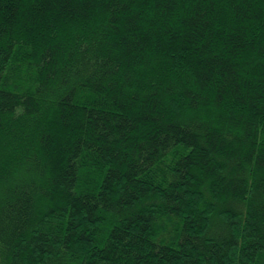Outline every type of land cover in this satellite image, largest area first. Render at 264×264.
Instances as JSON below:
<instances>
[{
    "label": "trees",
    "instance_id": "1",
    "mask_svg": "<svg viewBox=\"0 0 264 264\" xmlns=\"http://www.w3.org/2000/svg\"><path fill=\"white\" fill-rule=\"evenodd\" d=\"M0 264H264V0H0Z\"/></svg>",
    "mask_w": 264,
    "mask_h": 264
}]
</instances>
